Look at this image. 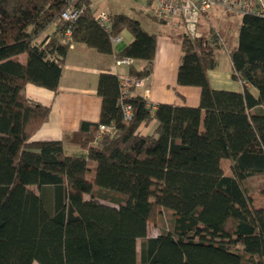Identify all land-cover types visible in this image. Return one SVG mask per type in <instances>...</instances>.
Instances as JSON below:
<instances>
[{"label": "trees", "instance_id": "16d2710c", "mask_svg": "<svg viewBox=\"0 0 264 264\" xmlns=\"http://www.w3.org/2000/svg\"><path fill=\"white\" fill-rule=\"evenodd\" d=\"M66 6L0 0V264H264V204L244 186L264 176V17L241 16L229 52L238 92L213 89L208 80L219 32L180 34L176 83L200 89L197 107L151 105L130 94L132 117L124 121L121 80L101 73L99 119L82 121L65 138L84 151L69 155L63 140H32L50 109L27 98L24 86L55 92L71 43L112 54L110 39L124 30L132 41L115 58L144 61L141 70L128 65L133 80L143 79L156 35L118 13L108 15L106 31L88 2L75 4L80 13L70 22L61 16ZM68 28L71 43L64 41ZM152 120L155 130L139 134ZM100 125L114 133L96 137ZM161 211L168 229L148 236Z\"/></svg>", "mask_w": 264, "mask_h": 264}, {"label": "crops", "instance_id": "0c3cea01", "mask_svg": "<svg viewBox=\"0 0 264 264\" xmlns=\"http://www.w3.org/2000/svg\"><path fill=\"white\" fill-rule=\"evenodd\" d=\"M148 4L150 3L148 2ZM151 22L155 25L153 32L146 31L141 27L147 33L156 35V51L152 71L143 78L142 87L133 86L134 91H131V95H140L151 105L163 103L197 107L200 89L195 86H180L176 83L177 70L182 57L179 41L182 31L174 32V29L179 27L177 25L173 28L170 24H162L155 20H151ZM240 22L241 17L234 35L232 48L237 44ZM52 31L53 27H49L44 35ZM116 38L119 39L118 42H111L112 54H100L84 44L74 43L66 55L58 88L55 92L30 83L24 86L23 92L27 98L48 106L50 109L47 121L32 136L33 141L63 140L66 154L70 153L67 151H71L69 155L84 153L80 149L76 151L73 149L74 147H69L70 143L66 142L65 138L76 132L82 121H98L101 107V99L97 94L99 75L104 72H111L118 75L121 81L125 80L129 83L134 81L133 77L129 76L128 65H116L115 63L117 53L132 41V36L128 35L124 45H121L122 38L120 35ZM214 56L216 65L207 71L212 88L241 91L240 82L231 79L230 57L225 59L221 51H215ZM144 64V61L141 60L132 62L136 70H141ZM156 126L157 122L152 120L147 125H140L138 132L141 135H148L155 130Z\"/></svg>", "mask_w": 264, "mask_h": 264}, {"label": "built area", "instance_id": "2783aa9c", "mask_svg": "<svg viewBox=\"0 0 264 264\" xmlns=\"http://www.w3.org/2000/svg\"><path fill=\"white\" fill-rule=\"evenodd\" d=\"M91 0H65L66 9L62 13V18L67 21H74L80 9L75 6L78 2H87ZM153 5L152 16L157 20H165L168 23H179L184 33L191 38L199 36L197 25L200 19L211 10L219 8L237 15H255L264 17V0H148ZM92 18L99 23L106 31L109 29V18L105 10L97 8L92 10ZM111 42H118V38H111ZM64 41L71 43L70 28L64 32ZM73 43L70 44V48ZM132 59L123 58L116 60V65H130ZM136 88L143 86L142 80H134L132 82L121 81L120 99L122 100V111L124 121H129L132 117L131 106L125 103L126 98L131 94L129 87ZM103 132L114 133V127L100 125L96 137Z\"/></svg>", "mask_w": 264, "mask_h": 264}, {"label": "rangeland", "instance_id": "374dc122", "mask_svg": "<svg viewBox=\"0 0 264 264\" xmlns=\"http://www.w3.org/2000/svg\"><path fill=\"white\" fill-rule=\"evenodd\" d=\"M87 2L89 3L90 8L92 10L101 8L105 10L106 13L110 16L116 13L126 14L127 16L138 20L141 26L146 31L153 32V28L155 27V25L151 22V20H153L151 15L154 6L148 4V0H91ZM240 17H241L240 15H237L233 12H228L224 9L218 8L215 10H211L210 13L206 14L200 19L197 25L196 32L199 34V36L200 35L208 36L211 35V33H213L214 31L219 32L220 47L214 49V55H215V51H221L224 58L227 59V57L229 56L230 49L232 48V45L234 43V35L236 34ZM165 24H170L173 28H175V25H177L180 28L179 27L175 28L174 32L181 30L182 31L181 34L184 33V29L179 23L177 24L176 22L175 23L165 22ZM212 28H213V32L211 30ZM119 35L122 38L121 45H124L127 41L129 32L123 31ZM223 56L221 57L223 58ZM140 80H142L144 84V80L143 79ZM108 133L112 134L111 132ZM69 147H74L73 149L76 151L79 150L77 146H73L69 144ZM67 152L71 153V151H67ZM221 167L225 175H230V162L228 160H222ZM244 186L248 190V193L253 197L255 202H257L258 204H264V197L260 196L262 189H264V176L251 177L246 180ZM33 190L35 189L33 188ZM101 202L107 205L108 204L112 206L115 205L114 202H110V201L108 202L101 200ZM153 217L155 220L154 222L149 223L147 229V235L154 237L158 235L161 231L168 229L167 226H168L169 217L164 211H161L160 214L158 215L156 212H154ZM139 244L140 241L138 240L137 241L138 248H139ZM33 264H37V263H33Z\"/></svg>", "mask_w": 264, "mask_h": 264}]
</instances>
